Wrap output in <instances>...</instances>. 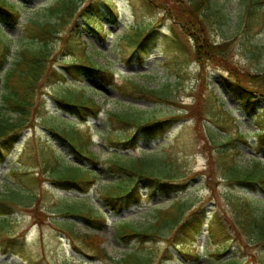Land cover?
<instances>
[{
	"label": "rangeland",
	"instance_id": "rangeland-1",
	"mask_svg": "<svg viewBox=\"0 0 264 264\" xmlns=\"http://www.w3.org/2000/svg\"><path fill=\"white\" fill-rule=\"evenodd\" d=\"M7 1L20 17L8 11L1 14L2 70L18 60L21 48L31 45L22 36L25 20L54 2ZM147 1H101L93 26L75 34L96 69H82L78 79L67 77L66 83H40L38 109L30 125L6 155L0 156V264H119L135 247L155 251L153 264H180L183 259L169 242L159 238L142 247L137 239L124 243L117 236L119 227L126 224L145 230L159 217L158 212L167 211L180 198H188L192 204L187 215L203 208L208 220L213 212L233 220L234 208L224 195L229 191L261 201L264 209L262 189L225 182L216 164L208 163V156L216 154V146L221 144L236 149L237 164L243 169H251L254 159L264 165V139L261 142L256 137L259 123L264 126V93H259L264 92V82L254 85L264 75V27L254 28L247 20V0H213L211 7L224 14L221 20H207L200 11L194 12L190 1L195 0ZM89 3L85 0L80 9ZM262 5L258 8H264ZM137 32L150 33L142 46L141 62L135 59L140 49L135 44ZM207 43L222 50H207ZM52 45L56 49L47 67L59 69L56 61L66 58L60 55L58 40ZM259 53L260 57H255ZM74 62L91 66L83 52L75 55ZM137 85L164 87L171 91L170 99L161 103L154 95L144 97L135 90ZM69 94L84 105L63 104L60 97ZM92 105L99 106L98 115ZM111 115L155 117L165 125L149 134L138 132L132 144L124 145L121 141L138 129ZM54 129L64 136L82 132L93 156L76 153ZM113 153L123 156L122 160L153 153L166 167L173 163L179 177L170 184L136 180L138 203L120 209L103 199L102 186L124 178L122 171L112 173L109 169L107 159ZM57 162L61 167L86 166L95 172L96 183L87 186L86 194L56 183L52 169ZM89 215L104 218L100 231L87 223ZM235 236L239 243L230 240L218 252L207 253L208 237L202 233L193 243L203 255L199 264L223 263L242 251L245 259L255 254V248L246 247L244 236L239 232Z\"/></svg>",
	"mask_w": 264,
	"mask_h": 264
},
{
	"label": "trees",
	"instance_id": "trees-1",
	"mask_svg": "<svg viewBox=\"0 0 264 264\" xmlns=\"http://www.w3.org/2000/svg\"><path fill=\"white\" fill-rule=\"evenodd\" d=\"M84 1L54 0L53 4L36 10L32 17L25 20V24L22 27V36L24 39L30 40L31 45L19 50L18 60L9 68L2 70L0 65V156L6 155L12 148V143L17 136L30 125L31 118H33L35 111L38 109L36 99L42 81L58 84L66 82L67 77L78 79L83 72L82 69L85 72V68L89 69V67L82 64H75V55L78 52L84 53L87 61L93 65L90 68L95 67V64L85 55L83 44L75 34L78 29L93 26L98 13L99 3L103 0H90L86 7L80 9L79 5L83 4ZM146 2L148 3L147 0ZM190 2V8L194 12L200 11L199 15L206 17L207 20L214 17L221 20L224 17V14L219 10H214L211 7L213 0H195ZM20 4L25 5V2H20ZM260 4L264 6V0H247L246 17L250 24H254V28L264 27V8H258ZM16 9L7 0H0V17L3 11H8L15 15L16 18H19L20 15ZM86 10L91 13H86ZM258 23H261V25H257ZM135 35V38L138 39L136 44L142 49V46L150 37V33L147 32L142 35L137 32ZM1 38L0 32V44H3ZM54 40H58L61 43L60 55L66 59H60L59 62L56 61L59 69L54 67L48 69V61L56 49L52 45ZM205 48L207 50L210 48L213 52L222 50L221 46L212 45L211 43H207ZM5 51L7 53L9 49L6 47ZM58 55L56 54V57ZM255 57L259 58L260 53L255 54ZM259 81L264 82V75L259 77L256 83L254 82V85H257ZM138 87L137 91L144 97H152L154 95L157 101L161 103H166L170 99L171 91H167L164 87L159 89ZM259 93L264 92L260 91ZM79 95V98H81V91ZM60 100L68 106L77 107L80 104L84 105L82 100L75 98L74 94L62 96ZM91 108H95L93 111L95 115L100 112V108L97 105H92ZM7 114L9 115L6 116ZM111 117L119 122L133 123L138 129L136 134L133 133L121 141L124 145L133 143L135 137L138 136V132L143 131L149 134L151 131H159L165 125L164 121H157L155 117L151 118L149 116L148 118H139L132 115H111ZM54 119L65 121L58 116H54ZM258 129L260 132L257 137L262 142L264 139V126L259 125ZM54 130L68 142L75 152L84 154V156H93L88 149L89 144L86 142L88 138H84L82 132H66L64 136L61 132ZM105 135H108V133H105ZM110 141L112 142L113 140ZM220 146H216V154L210 152L211 154L208 156V163L212 161L216 164L220 178L225 182H230L240 187L248 186L254 189L259 187L264 192V165L260 161H254L251 169H243L237 164L236 156L238 153L235 151L236 149L229 145L220 144ZM122 159L123 156L114 153L107 160L110 163L109 169L112 173L122 171L124 178L112 179V181H109V185L102 186L105 203L120 205L122 207L120 209L138 203L139 189L136 180H144L149 185L154 182L170 184L173 183L171 180L179 177L177 174L178 170L173 166V163L166 167L164 161L153 153L143 154L137 159ZM56 165L52 169L56 174L54 176L56 183L75 188L81 193H86L88 190L87 186L90 185L91 187L96 183L95 172L88 170L86 166L61 167L59 162ZM149 167H152L156 173L152 172ZM180 177L182 176L180 175ZM224 195L229 207L234 208V210L232 209L233 220L226 216L222 218L216 212H213L206 223L208 215H205L203 208H199L187 215L186 212L192 204L189 203L188 198H180L172 202L167 211L158 212L160 214L159 217L145 230L124 224L119 227L117 236L124 243L137 239L142 244L141 247L146 242L162 238L179 252L183 259L180 264H199L203 255L199 254V249L193 243L204 231L208 237V243L204 248V250L208 251L207 253L218 252L219 250L217 249L223 247L230 240L238 242L239 238L235 235L239 232L246 238V247L255 248V254L249 255L245 259L247 255L242 251L241 254L233 255L223 263L217 262L215 264H264L263 203L255 199L252 201L250 196H246L241 192L229 191ZM256 208L261 211H257ZM87 223L94 225L97 231H100L104 225L103 219L90 218ZM205 226L206 229H204ZM229 230L232 231L234 236L230 234ZM87 245L91 247L90 244ZM214 246L215 248H212ZM98 249H101L99 245ZM241 249L243 248L241 247ZM155 257V251L142 250L135 247L124 254L119 264H153Z\"/></svg>",
	"mask_w": 264,
	"mask_h": 264
}]
</instances>
